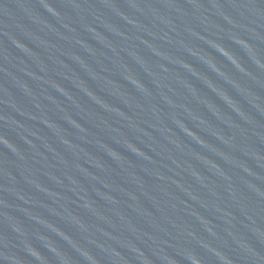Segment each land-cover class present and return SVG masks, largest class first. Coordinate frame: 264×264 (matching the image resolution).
<instances>
[{"label": "water", "instance_id": "water-1", "mask_svg": "<svg viewBox=\"0 0 264 264\" xmlns=\"http://www.w3.org/2000/svg\"><path fill=\"white\" fill-rule=\"evenodd\" d=\"M0 264H264V0H0Z\"/></svg>", "mask_w": 264, "mask_h": 264}]
</instances>
